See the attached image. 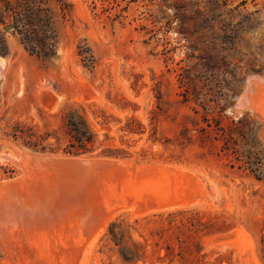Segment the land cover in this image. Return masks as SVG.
<instances>
[{
    "label": "rangeland",
    "instance_id": "rangeland-1",
    "mask_svg": "<svg viewBox=\"0 0 264 264\" xmlns=\"http://www.w3.org/2000/svg\"><path fill=\"white\" fill-rule=\"evenodd\" d=\"M34 1L39 23L50 17L47 35L56 36L49 57L31 54L11 26L28 4L0 0L2 208L12 206L8 193L26 205L58 180L78 189L75 201L95 191L93 232L68 216L50 237V256L61 264H264V177L257 179L245 161L258 162L247 157L238 134L242 162L201 130L208 108L222 112L225 127L251 117L252 150L264 153V0H221L212 29L194 32L189 25L197 48L183 37L171 1L64 0L72 4L68 13L57 0ZM216 33L235 38V45H219L226 58L203 67L200 56L208 50L201 40ZM185 69L203 81L197 89L206 94L203 104L184 102ZM214 75L223 87L218 103L215 90L205 87ZM72 114L95 134L86 153L67 150ZM75 157L107 168L103 182L76 188V177L56 172L47 160ZM8 183H16L13 192ZM64 237L71 246L61 244ZM5 247L0 240V264H32Z\"/></svg>",
    "mask_w": 264,
    "mask_h": 264
},
{
    "label": "trees",
    "instance_id": "trees-1",
    "mask_svg": "<svg viewBox=\"0 0 264 264\" xmlns=\"http://www.w3.org/2000/svg\"><path fill=\"white\" fill-rule=\"evenodd\" d=\"M25 4H28L27 7L23 8L22 11H19L17 17H14L13 24L14 27L22 36V42L25 44L26 49L31 53L35 54L39 57H49L56 53V36H48L46 28H50L51 20L50 17L47 16L45 20V25H41L39 22L41 20V13H39L38 8H36V1L34 0H23ZM60 2L62 6V10L64 13H68L71 11L72 4L66 3L64 0H57ZM171 1L172 6L175 9H178L180 13H177V19L181 21V33L186 40H189L191 36V30L189 25H194L197 30H203L204 25H207L209 29H212L211 24H214V14L220 12L222 9L221 0H159L163 5L167 4ZM1 11V7H0ZM11 28V27H10ZM222 34L216 33L215 37L211 40L204 41L201 40L203 44L206 45V56H200L201 60L205 62L204 66L211 68L212 65L218 64L226 58L225 55L220 54L221 52L217 50L219 45L226 44L227 46L235 45V38L227 37V39H221ZM51 41V42H50ZM190 41L191 48H197V46L193 45V41ZM211 78V77H210ZM205 87H210L215 90L216 99L214 102L218 103L223 87L214 75L211 80H207ZM206 81V82H207ZM199 82L193 77L189 75V70L185 69L180 76V84L183 88V96L185 97L184 102H191L195 100L199 102V104H203V101H206L204 96L206 94L203 93V87H201L200 91ZM198 113V111H195ZM210 111V108L206 109V113L204 116V122L206 123V127L201 129L204 133L205 137H208L210 134L211 138L213 133L218 139L223 140V148L228 152L232 150L234 154L238 156V162L245 161L242 157L239 150L235 147L237 145L236 138L234 134H238V136L244 138L247 157H253L254 160H257L258 163L253 165L251 161L245 163L249 164L248 166L255 174L257 179H262L264 177V171H262V166L264 164H260L264 160V153L261 151H254V145L256 144V135L253 134V119L251 117H241L238 119H232L230 125L222 126L221 120L222 112ZM66 127L68 133L71 137L69 148L67 149L71 154H81L86 153L90 150V146L94 142L95 134L91 130L87 120L78 115L72 114L68 116L66 120ZM253 136V137H252ZM212 140V139H211ZM214 140H217L215 137ZM250 143L252 145H250ZM252 160V159H251ZM260 162V163H259ZM256 166V167H255ZM259 170V173H257Z\"/></svg>",
    "mask_w": 264,
    "mask_h": 264
},
{
    "label": "bare ground",
    "instance_id": "bare-ground-1",
    "mask_svg": "<svg viewBox=\"0 0 264 264\" xmlns=\"http://www.w3.org/2000/svg\"><path fill=\"white\" fill-rule=\"evenodd\" d=\"M28 157H30V156H28ZM47 160H49V163H51V165H53L56 168L55 169L56 172L60 173L61 170H64V171L67 170L66 173L69 177L70 176L76 177V179H78L77 180L78 185L76 188L81 187L84 189L92 183L100 184L101 181L103 180L104 171L107 170V168L105 169L103 165H100V163H98V161L95 162V159L92 160V159H88V158L86 159V158L75 157V158H56V160L55 159H53V160L47 159ZM59 164H61L63 167L61 165L60 166L62 168L60 166H58ZM64 166L68 167V168L66 169V168H64ZM58 173H57V175H60ZM63 173L65 174V172H63ZM58 179H56V180H58ZM61 182H62V180L61 181L58 180V182L56 183L57 185H54V183H52L53 187L48 186V184H46V182H43L46 184L42 188L44 190V195L43 194H42L43 196L41 194H40V196L38 195L40 198L38 197L37 199H31L30 198L31 200L29 202L27 199V201H25V203L28 202L26 205H22L21 199L18 201V196L16 197L15 192H13V187L16 183L14 185L12 183L6 184L9 188L8 191H12L14 194L13 195V194L8 193L11 196L7 197V198L12 197L11 200L9 199V202L12 204L11 207H8V209L7 208L4 209L0 205V240H2L4 242V244L6 245L5 248L7 249V251L8 250H11L12 252L15 251L14 254H16V255L17 254L18 255H25V256L27 255L26 257H28V259H31L30 261H32V264H61V263H58L59 260L56 259L54 253L52 252L53 256H50V253L48 251V250H51V248H52L51 247L52 241L50 242V237L53 236L52 233L53 232L56 233L58 226H59V224H61V221L63 220V218H66L68 216H69V219H70V217L74 216L77 223H79L78 225L80 226V228L83 229L86 225H89V223L92 221L91 217H93L94 214L97 213V209H98L95 207L96 205H94V200L97 199L95 191H93V192L91 191L89 193L90 195L87 198H82L84 196H81V199L79 198L78 201L77 200L75 201V199H76L75 193H76V190H78V189L74 190V188H71V186L68 185L69 187H67V186H65V184L63 185ZM23 184H25V183H23ZM32 184L33 183H31L29 185H32ZM35 186H36V184H35ZM19 188H20V186H19ZM8 194H6V195H8ZM78 196L80 197V195H78ZM0 202L2 203V199L0 200ZM71 203H73V205ZM74 203H75V205H74ZM7 204H9V203H7ZM65 205H66V208L68 209L67 213H69V210L71 208L72 209L74 208V212H72V215H68L67 213L63 212L64 211L63 208ZM94 207H95V209H94ZM90 225L88 227V230H89V228H91ZM70 227H73V226L70 225ZM66 229H68V228H66ZM66 229L64 228V230H66ZM73 229H74V227H73ZM93 230L95 231V228ZM61 231H62V229H61ZM59 233H61V232H59ZM93 234H95V233H93ZM37 235H38V237H36ZM58 238H59V236H58ZM54 239H55V237H54ZM64 239L65 240L62 239V242H61V244L63 246H66L67 244L70 245L72 243L71 240H69V239L67 240L66 237H64ZM58 241H56V243L59 244ZM37 252H39L40 254L38 253L39 254L38 255ZM74 254H76V253H74ZM83 254H85V253H83ZM57 257H59V256H57ZM73 257H75V256H73ZM27 262H29V261H27Z\"/></svg>",
    "mask_w": 264,
    "mask_h": 264
}]
</instances>
